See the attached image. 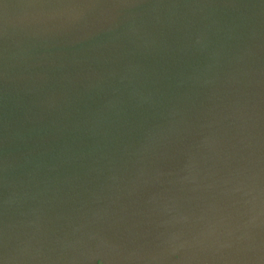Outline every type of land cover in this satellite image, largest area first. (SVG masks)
<instances>
[{"label": "water", "instance_id": "1", "mask_svg": "<svg viewBox=\"0 0 264 264\" xmlns=\"http://www.w3.org/2000/svg\"><path fill=\"white\" fill-rule=\"evenodd\" d=\"M0 264H264V0H0Z\"/></svg>", "mask_w": 264, "mask_h": 264}]
</instances>
